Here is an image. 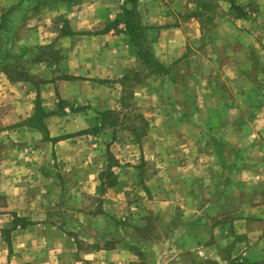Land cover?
<instances>
[{
    "label": "rangeland",
    "instance_id": "374dc122",
    "mask_svg": "<svg viewBox=\"0 0 264 264\" xmlns=\"http://www.w3.org/2000/svg\"><path fill=\"white\" fill-rule=\"evenodd\" d=\"M3 76L81 142L0 146V264H264V0H0Z\"/></svg>",
    "mask_w": 264,
    "mask_h": 264
},
{
    "label": "crops",
    "instance_id": "0c3cea01",
    "mask_svg": "<svg viewBox=\"0 0 264 264\" xmlns=\"http://www.w3.org/2000/svg\"><path fill=\"white\" fill-rule=\"evenodd\" d=\"M103 59L100 58V61ZM92 75V74H90ZM92 77V76H90ZM1 85H0V129L4 130L5 133H8L7 136H5L2 141L0 142V146L4 145L9 146L12 148L9 149H3V150H13L16 152V154L19 156L20 159H29V162H34L37 164L38 161H42L46 156L48 157L53 150L57 153L59 158L66 157V159H72L71 156L67 155L64 156V153L66 150L71 149L73 150L81 141L77 140L78 143L70 144L69 142H65L64 139L56 140V141H50V140H44L42 141L41 138H37L35 133V139L34 143L30 138L26 136L27 133H30L27 131V128L23 126L21 123V120L26 118L28 114H30L33 111V103L32 101L35 99L36 91L35 89L30 93V86L25 81H9L5 76L0 78ZM67 83L63 84L66 85ZM81 86H91L89 79H81V82L79 83ZM43 91L39 92V97L42 99L43 97ZM72 98L77 101H85L88 98L84 96V94H81L80 92L72 94ZM29 102V103H28ZM42 107L45 110V112L49 111L50 109H53V101H46L43 100ZM51 103V104H48ZM18 122V124L14 125L12 127V122ZM91 125V122H88L86 124L85 122L82 123L81 127H85ZM10 129V130H7ZM76 128H74L75 130ZM15 131V133H14ZM1 132V131H0ZM55 133L50 132V137H53ZM39 141V145H38ZM89 145V144H88ZM1 149V148H0ZM60 153V154H59ZM85 156H83V159ZM76 160V159H75ZM96 159L93 158L89 160V163L87 164V168L85 167V171L87 173H84L82 175L89 174L88 177H94L93 174L94 167H96ZM98 164V163H97ZM96 169V168H95ZM89 184V182H87ZM122 185V182L114 186L116 189L117 187H120ZM5 205H9V207L5 208L7 210H14L13 205H11L9 202H5ZM42 225V224H41ZM35 226V225H33Z\"/></svg>",
    "mask_w": 264,
    "mask_h": 264
},
{
    "label": "trees",
    "instance_id": "16d2710c",
    "mask_svg": "<svg viewBox=\"0 0 264 264\" xmlns=\"http://www.w3.org/2000/svg\"><path fill=\"white\" fill-rule=\"evenodd\" d=\"M126 1H132V0H126Z\"/></svg>",
    "mask_w": 264,
    "mask_h": 264
}]
</instances>
